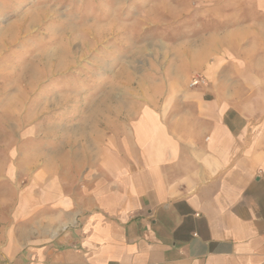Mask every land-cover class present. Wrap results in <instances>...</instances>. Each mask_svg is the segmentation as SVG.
<instances>
[{
  "label": "crops",
  "instance_id": "0c3cea01",
  "mask_svg": "<svg viewBox=\"0 0 264 264\" xmlns=\"http://www.w3.org/2000/svg\"><path fill=\"white\" fill-rule=\"evenodd\" d=\"M224 13L163 104L86 119L51 211L0 227V264H264V0Z\"/></svg>",
  "mask_w": 264,
  "mask_h": 264
},
{
  "label": "rangeland",
  "instance_id": "374dc122",
  "mask_svg": "<svg viewBox=\"0 0 264 264\" xmlns=\"http://www.w3.org/2000/svg\"><path fill=\"white\" fill-rule=\"evenodd\" d=\"M243 4L0 0V227H34L51 211L53 181L67 180L86 119H134L148 100L163 104L180 84L181 45Z\"/></svg>",
  "mask_w": 264,
  "mask_h": 264
},
{
  "label": "built area",
  "instance_id": "2783aa9c",
  "mask_svg": "<svg viewBox=\"0 0 264 264\" xmlns=\"http://www.w3.org/2000/svg\"><path fill=\"white\" fill-rule=\"evenodd\" d=\"M202 81H203V80H202V78H201L200 76H196V77H194V78L192 79L190 85H191V86H195V85L200 84Z\"/></svg>",
  "mask_w": 264,
  "mask_h": 264
},
{
  "label": "bare ground",
  "instance_id": "6f19581e",
  "mask_svg": "<svg viewBox=\"0 0 264 264\" xmlns=\"http://www.w3.org/2000/svg\"><path fill=\"white\" fill-rule=\"evenodd\" d=\"M102 112V111H101Z\"/></svg>",
  "mask_w": 264,
  "mask_h": 264
}]
</instances>
